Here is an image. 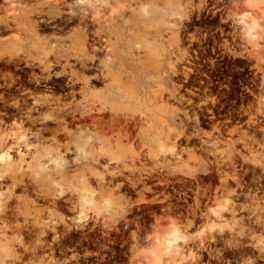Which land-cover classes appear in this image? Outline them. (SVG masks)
I'll return each mask as SVG.
<instances>
[{
    "label": "rangeland",
    "instance_id": "rangeland-1",
    "mask_svg": "<svg viewBox=\"0 0 264 264\" xmlns=\"http://www.w3.org/2000/svg\"><path fill=\"white\" fill-rule=\"evenodd\" d=\"M49 1L51 0H0V44H7L12 51H15L16 37L19 36L24 48L32 50L31 45L40 38L53 39L55 36H64L73 32V28L65 23L54 26L59 22H53L51 20L54 18H51L49 23L52 24L40 28L39 36L35 34L30 27L33 20L38 19L33 11L41 8L47 12L50 9ZM65 1L74 8L82 4L89 7L102 4L109 8L110 5L118 7L120 0H110L115 4L109 0L108 3L107 0ZM172 1L179 2V0ZM216 1L220 0H207L208 4L202 7L200 0H195L197 12L194 11L193 21H183L189 25L182 47L184 51L187 50L188 57L178 62L180 74L176 76L177 79L175 78L178 96L176 100L170 102L176 109L174 123H171L167 109L162 107L166 106L169 98L164 72L166 67L161 66L159 71L155 68L154 62L146 59L145 54L142 61H128L129 70L136 69L139 64L142 65L139 69L141 68L143 81L138 88V94L140 109L148 119L143 121L144 127L150 134L138 140L135 132V136L133 134L129 138L109 132L108 136L111 140H103L101 144L119 143V148L116 153H105L99 160H96L97 154H90V148L96 146V141L81 154L62 150L49 155L47 147L55 145L52 132L45 131L41 137L35 138L33 133L36 134V130L31 123L23 125L21 130L17 128L16 123L13 122L15 118L13 85L16 69L10 53L3 55L0 52V94H2L0 100H3L0 101L1 129L8 133L18 131L16 137L27 135L32 146L24 156V170L12 173L15 179L11 177L12 174L8 175L9 171L4 168V163L0 165L1 173L6 174L5 179L0 181V192L8 195V189L21 179L23 183L17 187L18 190H15L16 195L27 194L39 207H45V212L48 213L46 206L52 203L54 197L39 196V190L63 187L68 191L81 185L78 174L85 172L87 178L92 180L97 208L91 213L85 228L66 232L68 230L63 231L66 227L61 226V234H63L58 240L52 238L53 234L50 235L47 242L52 245L47 243L44 247L40 246L35 231L31 235L30 232L23 233V235L27 234L24 235L26 246L16 242L17 250L13 252V258H8L4 262L7 264H145L158 232L175 225L180 228L182 238L177 244L178 250L176 248L171 254L174 255L173 261L172 257L164 258L165 264L167 262L243 264V248H250L252 233L264 236L262 227L260 229L263 231L259 229V232L256 229L257 215H264V197H262L264 188L258 190L259 183L257 184L259 177L263 178L262 184H264V0H253V2L235 0L233 3L229 0L219 3ZM236 3L238 7L259 19V27L254 30L256 38L245 32L233 20L227 19L230 7ZM64 12L66 17L70 15L69 6L64 8ZM148 26L149 24L131 31L133 34L128 36L127 40L144 39L151 33L148 35L150 38L146 39L153 42L151 36L154 32L149 30ZM217 27H226L232 33L222 37L211 34V31ZM163 36L160 43L169 49L170 35L165 30ZM223 38L227 39L222 40ZM211 46L215 49L212 50ZM218 53L220 55H217ZM174 60H177V57ZM222 67H228L230 69L228 75L233 77L225 81L229 92L238 89L237 79L241 77L240 68L252 67L257 87L255 90L257 96L253 101L245 99L230 103L229 98H223L222 91L218 92L211 85L218 75L215 73L216 70ZM251 77L250 75L247 79ZM245 83L251 84V81L248 79ZM2 85L10 88L1 87ZM50 85L52 87L45 91L46 93L67 92L65 83L51 81ZM137 86L133 81H129L126 85L127 94L132 93ZM5 90L11 91V94L5 93ZM131 105H134L133 102L126 100V106ZM221 114L226 115L220 116ZM211 116L215 117L210 119ZM51 125L58 126L56 123ZM170 127L176 132L173 137V142H176L175 147L171 148V151L170 148L163 151L160 145L168 141L165 136ZM152 132L160 133L162 136ZM78 135H75L70 142L76 143ZM6 150L0 148V155ZM13 154L17 157L15 152ZM38 156H41L42 162L47 163V169L52 172L51 176L35 174L36 168H39L35 164ZM111 156L114 159H111ZM54 161H58L59 164H55ZM205 162L212 166H209L211 168L209 174L213 173V179H209L202 170ZM218 168L225 177L231 179L228 180L230 183L227 186L222 178H218ZM96 171H107L108 180L98 181L92 174ZM71 196L72 200L75 198L77 209L78 196L68 194V197ZM8 198V196L1 197L3 201H8ZM197 200L200 201L198 208ZM220 204H225L224 210L221 209V216L213 215L211 208H219ZM67 207L60 212H65L64 214L69 218L78 215L79 208L74 212L71 210L73 208L69 210L70 206ZM196 208L197 216L194 215ZM34 213V209H31L24 215L31 218ZM246 232L250 236L246 235ZM9 234L11 238L14 236L12 232ZM212 234L218 237V242L210 241ZM244 236L248 237L244 238ZM239 241L244 244L243 248L234 246ZM35 245H37L36 249ZM210 251L213 252V256L210 255ZM260 262L256 264H264V260Z\"/></svg>",
    "mask_w": 264,
    "mask_h": 264
},
{
    "label": "bare ground",
    "instance_id": "bare-ground-1",
    "mask_svg": "<svg viewBox=\"0 0 264 264\" xmlns=\"http://www.w3.org/2000/svg\"><path fill=\"white\" fill-rule=\"evenodd\" d=\"M122 1H119L118 7L110 5L108 8L102 4L89 7L82 6L84 5L82 4L80 7L74 8L73 5H68L65 0H51L48 2L50 9L47 12L41 8L34 9L33 12H35V16L38 19L33 20L32 18L33 22L30 27L39 36L40 28L51 25L52 23L50 24L49 22L51 18H54L51 21L59 22L54 26L65 23L73 28V32L64 36H55L53 39L40 38L39 41L33 42L31 45L33 47L32 50L24 48L23 43L20 42L22 39L19 36L16 37L15 51H12L7 44H0V52L3 55L10 53L12 59L18 64L24 62L31 68L32 77L36 84L30 98H17L14 105L18 110L19 116L14 119V122L19 130L22 129L23 125L26 126V124L31 123L36 130V134L33 133L35 138L41 137L45 131L52 132L55 145L47 147L49 155L55 151L60 152L62 150L81 154L89 148L90 144L96 141V146L90 148V154H97L96 160H99L103 158L102 156L105 153H116L115 151L119 148V143H116V145L101 144L103 140H111L108 136L109 132L128 138L135 132L138 140H142L150 134V132H146L148 129L144 127L143 121L148 119L140 109V97L138 94V88L143 81L141 68L139 69L142 65L139 64L140 66H137L134 70L128 69V61H142L143 54H145L147 60L154 62L155 68H158L159 71L161 66L166 67L164 72L166 74L165 81L168 85L169 98L167 101L164 98L167 104L162 107L167 109L171 123L175 121L176 109L170 102L176 100L178 96L175 84L176 76L180 74V63L178 62L188 57L187 50L184 51L182 47H184V35L187 33L189 25L183 21H193L194 11H196L195 0H179V2H173L172 0ZM220 1L216 2L219 3ZM229 1L233 3L235 0ZM109 2L112 1L109 0ZM200 2L203 7L206 5L207 0H200ZM246 2H253V0H246ZM237 3L230 7L227 19L233 20L245 32L256 38L254 30L259 27V19L238 7ZM65 6H69L71 10L68 17H66V12H64ZM147 24H149V30L154 32L151 36L154 39L153 42L146 39L150 38L148 37L151 34L149 32L144 39H138L137 41L127 40V37L133 34L131 31L146 27ZM165 30L170 35L169 49H166L160 43L162 37H164L163 32ZM175 57H177V60H174ZM51 81L60 84L65 83L67 92L65 94L46 93L45 91L48 90V84ZM129 81H133L138 86L132 93L127 94L126 85ZM126 100L133 102L134 105L126 106ZM53 123L58 124V126H52L51 124ZM41 124L43 126H38ZM1 128L0 125V148H6L7 150L0 155V165L4 163V168L9 171L8 175L18 170L22 172L24 170V156L27 154L26 151L32 147L27 138L28 136L19 135V137H16L18 131L8 133L2 131ZM77 134L79 135L76 143H71L70 140ZM154 134L162 136L160 133L157 134L155 132ZM175 134L176 132L170 127L169 132L165 136L168 141L161 143L160 149L167 151L170 148L171 151L176 143L173 142ZM63 136H65L64 139ZM194 140L192 142H195ZM170 145L172 146L170 147ZM13 152L16 153L17 157ZM111 157V159H114L113 156ZM82 158L87 159L86 157ZM111 159L109 158V160ZM54 163L59 164L58 161H54ZM35 164L39 166V168H36L35 174L51 176L52 172L47 169V163L42 162L41 156L36 157ZM209 166L212 167L205 162L202 170L211 179L213 173L209 174L211 172ZM90 169L93 170V168ZM217 171L218 178H222L221 180H224L223 183L227 186L230 183L228 181L230 178L225 177L219 168ZM92 174L98 181L105 182L108 173L107 171H96L92 172ZM78 176L80 177L81 185L70 188L68 191L63 187L39 190V196L47 197L52 195L54 197L52 203L46 206L48 213L45 212V207H39L35 200L30 199L27 194L16 195L15 190H18L17 187L23 183L21 179L14 182L13 187L8 189V195L0 192V264H7L4 261L8 258H13V252L17 250L15 248L16 242L26 246L24 237L27 234L23 235L25 232H30L31 235L35 231L38 235V237L36 236L38 244L44 247L49 242H47V238L50 235H54L53 237L51 236L54 240L59 239L63 234H61V226L62 228L66 227L63 231L68 230L66 232H69V230L73 231V229L81 230L88 225L91 213L97 209L94 199L95 192L92 180L87 178L85 172L79 173ZM197 176L199 177V175ZM5 177L6 174L0 171V181L5 179ZM11 177L15 179V175L12 174ZM258 179V190H263V178L259 177ZM68 194L73 196L75 194L79 199H77L79 213L72 218L66 216L65 212H60L68 206L64 202L70 204V207H67L69 210L71 208H73L71 210L74 212L77 210V203L75 205L74 202L75 198L72 200V196L68 197ZM206 195H208L207 192ZM3 196H8L9 200L3 201L1 199ZM65 197L67 199L64 200ZM15 200L16 202H14ZM199 204L200 201L197 200V208ZM224 205L220 204L219 208H211L210 211L213 215L221 216V209L224 208ZM197 208L193 209L196 216ZM31 209L35 211L33 217L30 218L24 215L26 211ZM22 217L23 220H21ZM256 224V227H259H255L258 231L261 227L264 229V215H257ZM260 231L263 230L260 229ZM9 232L14 234L12 238ZM246 235H249V233ZM181 238V230L175 225L158 232L154 239L153 247H151L152 250H149L151 253H149L150 255L148 254L145 264H160L161 261H164V258L167 259L168 257H172L173 261L174 255L171 256V254L177 248ZM217 238L215 234H212L210 241L218 242ZM251 239L250 248H243L244 244L240 243V241L234 245L243 248V264H256L258 261L264 260V236L252 233ZM35 246L36 249L37 245ZM210 255L213 256L212 251H210ZM165 262L166 260L162 264H165ZM167 264L170 263L167 262Z\"/></svg>",
    "mask_w": 264,
    "mask_h": 264
},
{
    "label": "flooded vegetation",
    "instance_id": "flooded-vegetation-1",
    "mask_svg": "<svg viewBox=\"0 0 264 264\" xmlns=\"http://www.w3.org/2000/svg\"><path fill=\"white\" fill-rule=\"evenodd\" d=\"M231 26V25H229ZM230 33H232V31L230 29L227 30L226 27H217L214 30L211 31V34H216L215 36L218 37H222L223 35H229ZM213 38V37H212ZM227 38H223L222 40H226ZM215 40L218 41V39ZM212 50L215 49L214 46H211ZM217 55H220L219 53ZM13 60V59H12ZM9 60V61H12ZM15 65V69H16V73L14 76V90H15V95H14V102H13V106L15 109V112L13 113L15 116L14 119L18 118V110L15 107V102L17 100V98H25L31 97V93L34 92V88H35V81L32 77V71L31 68L29 66H27L26 63H20L18 64L16 61H12ZM8 63V62H7ZM9 64V63H8ZM252 67L245 69V68H240L241 72H239V74H241V77L237 79L238 84H237V88L234 92H229L227 87L228 84H225V81H227L228 79H232V76H229L228 74L230 73V69L228 67H222L220 70H216V74H218L217 76H215L216 80H214L211 85L214 86L215 89L219 91L223 92V98L228 99L230 103H237L239 101H243L245 99H247L248 101H253L255 99V97L257 96L256 94V82L254 81L253 76L255 75V72L251 70ZM252 76L251 78H248L251 81V84L249 83H245L247 82V77L248 76ZM35 84V85H34ZM49 87H52L50 84H48ZM7 86V85H6ZM12 86V85H11ZM1 87H5V85H2ZM5 88H10V87H5ZM212 89V88H210ZM7 94H11V91L9 90H5L4 91ZM231 94L233 97H231ZM2 94H0L1 96ZM3 101V100H0ZM32 101V100H31ZM25 112V110H24ZM226 115V114H224ZM224 115H220V116H224ZM212 117L215 116H211L210 119ZM3 122L4 120L1 119ZM226 121V120H225ZM14 122V120H13Z\"/></svg>",
    "mask_w": 264,
    "mask_h": 264
}]
</instances>
